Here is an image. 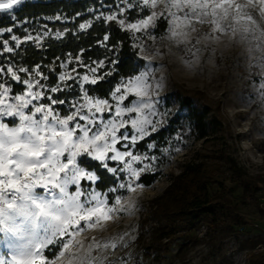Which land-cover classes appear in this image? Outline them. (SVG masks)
<instances>
[{
    "label": "snow or ice",
    "instance_id": "obj_1",
    "mask_svg": "<svg viewBox=\"0 0 264 264\" xmlns=\"http://www.w3.org/2000/svg\"><path fill=\"white\" fill-rule=\"evenodd\" d=\"M25 3L0 0V13L12 22L0 27V233L8 250L7 257L0 254V264H104L102 251L126 246L127 233L94 240L86 251L75 237L103 228L116 215L134 212V202L123 204L117 193L135 192L143 187L138 183L141 175L154 170L157 156L136 146L158 132L167 115L159 109L162 78H153L151 61L144 56L148 63L142 70L121 77L100 96L95 86L111 83L108 78L122 62V43L109 44L105 34L97 40L106 50L102 60L85 62L88 50L80 48L31 67L22 45L47 50L46 40L62 41L70 32L77 36L99 21L105 26L115 22L119 30L131 33L132 47L142 51L146 38L156 39V22L164 20L167 39L189 54L185 62L191 66V57L222 35L239 36L246 43L255 39L264 51V0H112L100 10L90 8L92 18L78 23L76 31L65 26L54 32L47 24L31 31L25 27L30 21L16 14ZM133 9L138 18L130 21L127 13ZM45 19L68 21L63 15ZM198 25H207V30ZM260 88L264 96V79ZM100 173L111 174L113 186L107 191L97 190Z\"/></svg>",
    "mask_w": 264,
    "mask_h": 264
},
{
    "label": "rangeland",
    "instance_id": "obj_2",
    "mask_svg": "<svg viewBox=\"0 0 264 264\" xmlns=\"http://www.w3.org/2000/svg\"><path fill=\"white\" fill-rule=\"evenodd\" d=\"M255 11L258 13V9ZM2 15L0 13V17ZM24 26L31 31L42 25ZM197 27L207 30V25ZM16 30L17 35L23 36L22 29ZM167 33L168 24L163 34L154 32L155 40H144L142 51L137 48L141 58L147 56L151 61L153 78H162L159 109L167 115L161 126L174 124L177 128L161 153L150 154L158 158L154 170L142 174H155L157 178L152 185L137 187L135 192L121 190L117 193L123 196V204L134 202L132 214L116 215L103 228L86 229L75 240L80 241L86 251L94 240L103 242L127 233L126 246L121 244L115 250L102 251L104 264H246L249 253L264 250V203L257 205L250 199L243 202L238 212L247 224L233 236L214 231L208 220L193 224L179 214L164 215L154 206L171 181L190 164H203L208 177L223 181L229 180L224 173L225 165L235 161L249 177L260 176L264 181V96L260 88V81L264 79V51L255 39L250 38L246 43L239 36L233 39L231 35H222L191 57L189 66L185 62L189 54L168 40ZM4 38H8L7 34ZM148 60L143 59L144 65ZM17 90L18 87H14L13 91ZM176 92L208 110L205 139L198 140L197 133L183 120L174 122L177 107L170 103V95ZM132 98L130 96L129 100ZM128 102L126 100L125 104ZM226 183L231 186L230 182ZM257 186L264 194V182ZM166 226L171 230L163 229ZM168 230L169 237L165 238ZM72 251L77 248L73 247ZM7 252L4 234L0 233V254L7 257Z\"/></svg>",
    "mask_w": 264,
    "mask_h": 264
},
{
    "label": "trees",
    "instance_id": "obj_3",
    "mask_svg": "<svg viewBox=\"0 0 264 264\" xmlns=\"http://www.w3.org/2000/svg\"><path fill=\"white\" fill-rule=\"evenodd\" d=\"M101 4H112V0L26 1L24 5L16 10V14L20 20H27L30 23L41 25L47 24L53 32L57 29L63 30L65 26L71 31H76L75 26L78 23L92 18L88 10L90 8L100 10ZM104 11H107V9H104ZM77 13L83 15L73 22L71 17ZM54 15L67 17V23L45 19ZM128 15L130 21H135L138 18L136 11L133 10ZM11 24L12 22L6 15L0 17V27L11 26ZM166 29L167 22L159 20L155 30L156 33L163 34ZM15 31H17L16 28L14 29ZM105 34L109 35V44L122 43L124 45L119 53L122 57V62L117 66V73L113 77L108 78L111 83L101 81L95 86L97 94L105 96L121 77L137 74L144 65L138 49L132 47V44L135 43L131 39L132 34L119 30L115 22H110L105 26L97 21L87 32L78 33L77 36H72L70 32L62 41L46 40L47 50L36 49L30 44L22 45L23 48L27 49L24 53L27 61L26 66L31 67L38 62L49 64L55 57H62V54L69 52L75 54L80 48L88 50L85 53V62L102 60L105 58L106 50L97 44V40L101 39ZM81 71L83 70L81 69ZM170 103L177 107L174 122H177L176 120L178 119L183 120L197 133L198 140L207 137L208 110L206 108L196 105L190 97L177 92L170 95ZM176 132L177 128L174 124L161 126L158 132L141 140L136 147L141 153L147 152L149 155L159 154L167 147L169 139ZM150 142L155 143L156 147L149 149L147 144ZM225 166L226 172L224 173L229 177V180L225 178L223 181H218L207 176V169L203 164L187 165L184 171L171 181L163 195L156 199L155 209L160 210L167 216L179 214L193 224L208 220L209 227L214 231H219L226 236L236 235L239 228L247 224V221L238 212L243 202L250 199L257 205L264 203V194L259 192L257 186L259 182L264 181H261L260 176L249 177L235 161H231ZM100 175L102 176V181L97 182V190L107 191L108 187L113 186L111 174L100 173ZM156 178L155 174H144L141 175L138 182L147 187L152 185ZM226 182H230L231 186H228ZM168 228L169 226H166L163 229ZM170 230L164 236L165 238L169 237ZM45 254L47 255L48 253L46 252ZM246 264H264V250L249 253L246 258Z\"/></svg>",
    "mask_w": 264,
    "mask_h": 264
}]
</instances>
